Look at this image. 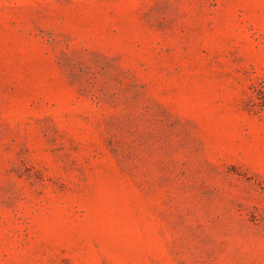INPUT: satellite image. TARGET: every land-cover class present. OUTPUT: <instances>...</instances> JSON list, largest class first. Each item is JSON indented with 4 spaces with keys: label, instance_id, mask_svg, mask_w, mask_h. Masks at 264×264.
Instances as JSON below:
<instances>
[{
    "label": "rangeland",
    "instance_id": "rangeland-1",
    "mask_svg": "<svg viewBox=\"0 0 264 264\" xmlns=\"http://www.w3.org/2000/svg\"><path fill=\"white\" fill-rule=\"evenodd\" d=\"M0 264H264V0H0Z\"/></svg>",
    "mask_w": 264,
    "mask_h": 264
},
{
    "label": "trees",
    "instance_id": "trees-1",
    "mask_svg": "<svg viewBox=\"0 0 264 264\" xmlns=\"http://www.w3.org/2000/svg\"><path fill=\"white\" fill-rule=\"evenodd\" d=\"M257 91H259L260 89L259 88H256Z\"/></svg>",
    "mask_w": 264,
    "mask_h": 264
}]
</instances>
